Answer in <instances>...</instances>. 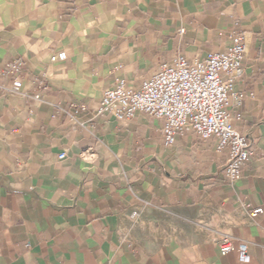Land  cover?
Returning a JSON list of instances; mask_svg holds the SVG:
<instances>
[{"label": "crops", "instance_id": "1", "mask_svg": "<svg viewBox=\"0 0 264 264\" xmlns=\"http://www.w3.org/2000/svg\"><path fill=\"white\" fill-rule=\"evenodd\" d=\"M232 30L245 98L229 111L253 151L239 180L215 138L167 146L163 118L99 111L117 77L136 86ZM17 59L18 92L0 74V264H264V0H0V67Z\"/></svg>", "mask_w": 264, "mask_h": 264}, {"label": "built area", "instance_id": "2", "mask_svg": "<svg viewBox=\"0 0 264 264\" xmlns=\"http://www.w3.org/2000/svg\"><path fill=\"white\" fill-rule=\"evenodd\" d=\"M229 36L226 49L209 52L205 57L191 61L178 54L170 62L161 63L157 71L136 86L117 77L105 91L99 111L108 112L118 120L131 119L140 112L163 118L167 146L175 143L188 129L194 130L203 142L215 138L217 150L228 151L225 176L231 182L239 180L252 156V143L234 126L229 106L231 99L240 106L245 98V93L237 88V81L244 71L246 39L239 30H232ZM67 57V52L61 50L51 55V61L62 62ZM23 64L17 59L0 67L2 76L13 75L11 84L1 85L2 88L19 91ZM59 156L64 158L66 153ZM262 210L263 206L258 205L250 213L255 216ZM233 249L230 238L220 244L223 254Z\"/></svg>", "mask_w": 264, "mask_h": 264}]
</instances>
